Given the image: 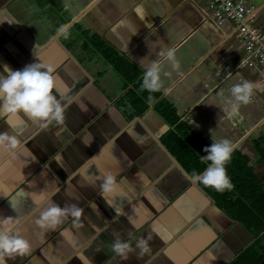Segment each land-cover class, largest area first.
<instances>
[{
    "label": "crops",
    "instance_id": "0c3cea01",
    "mask_svg": "<svg viewBox=\"0 0 264 264\" xmlns=\"http://www.w3.org/2000/svg\"><path fill=\"white\" fill-rule=\"evenodd\" d=\"M247 2L263 23L264 0ZM204 3L0 0V70L53 65L64 108L63 124L0 115V133L21 144L15 157L0 150V219L12 217L31 245L8 264H264V237L232 210L264 212V92L235 101L231 87L254 82L257 68L239 64L232 26L203 20ZM168 49L178 69L161 55ZM154 62L161 87L148 103L141 85ZM225 139L238 143L226 165L232 190L190 181L207 167L205 148ZM105 172L119 185L107 196ZM71 205L80 217L37 224L47 208ZM149 236L142 255L112 249Z\"/></svg>",
    "mask_w": 264,
    "mask_h": 264
},
{
    "label": "clouds",
    "instance_id": "9594fccd",
    "mask_svg": "<svg viewBox=\"0 0 264 264\" xmlns=\"http://www.w3.org/2000/svg\"><path fill=\"white\" fill-rule=\"evenodd\" d=\"M58 34L67 39L69 26L62 25L58 29ZM161 55L171 62L173 69L179 68L175 49H168ZM54 72L53 65L40 61L28 64L19 70H12L9 66L4 65L0 70V115L15 116L23 113L33 120L63 124L64 108L57 95L54 94ZM160 72V64L154 62L146 69L143 76L141 88L150 93L147 98L148 103H152L154 100L151 93L159 91L161 87ZM253 88V83L244 81L234 84L231 87V94L235 101L247 104L251 99ZM237 108V104L232 105L233 114L237 112ZM20 147V141L16 136L0 133V150L15 157ZM237 147V142L226 139L212 143L205 148L207 155L202 157V160L208 162L207 167L200 174L195 172L189 174V180L205 187H212L221 193L225 190H232L234 185L227 175L226 165L231 161L232 154ZM100 188L105 196L116 193L119 190L116 177L111 172L103 173ZM69 214L73 217H80L81 209L76 205L63 208L60 206L49 207L41 214L37 224L42 227L54 228L61 223L63 217ZM150 239V236L147 239L138 238L134 242L116 239L112 243V249L127 260L129 254L137 250L141 255L149 252L148 241ZM30 252V242L15 233L13 218L0 219V264H8V260H14L16 256L27 255Z\"/></svg>",
    "mask_w": 264,
    "mask_h": 264
},
{
    "label": "built area",
    "instance_id": "2783aa9c",
    "mask_svg": "<svg viewBox=\"0 0 264 264\" xmlns=\"http://www.w3.org/2000/svg\"><path fill=\"white\" fill-rule=\"evenodd\" d=\"M200 12L218 30L233 27L244 52L239 64L257 68L253 91L264 92V22L257 21L259 8L247 0H205Z\"/></svg>",
    "mask_w": 264,
    "mask_h": 264
},
{
    "label": "trees",
    "instance_id": "16d2710c",
    "mask_svg": "<svg viewBox=\"0 0 264 264\" xmlns=\"http://www.w3.org/2000/svg\"><path fill=\"white\" fill-rule=\"evenodd\" d=\"M244 178H240L239 179V182L243 181ZM243 184V183H242ZM245 193H246V189L243 190ZM247 195H250L248 192H247ZM217 197V201L219 203H221L223 197L222 196H219V195H216ZM261 197L259 199L260 202H263L264 201V196L261 195L259 196ZM227 198H224L223 201H226ZM254 199H256L257 201V196L254 197ZM251 201H252V198H251ZM247 207L244 208V211H240V207L238 208H232V210L234 211L233 214L235 215L236 218L238 219H242L243 221H245L246 223L250 224L249 227L251 228V230L254 232V233H260L263 237H264V212L261 213V217L257 216V214L253 211H249V210H246ZM264 254V252H263Z\"/></svg>",
    "mask_w": 264,
    "mask_h": 264
}]
</instances>
